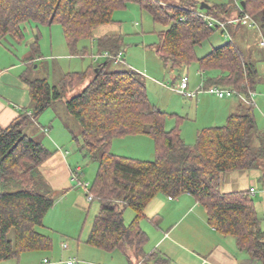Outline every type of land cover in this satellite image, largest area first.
<instances>
[{
	"label": "trees",
	"instance_id": "trees-1",
	"mask_svg": "<svg viewBox=\"0 0 264 264\" xmlns=\"http://www.w3.org/2000/svg\"><path fill=\"white\" fill-rule=\"evenodd\" d=\"M245 2L244 12L261 13L264 27V0ZM129 3L138 4L155 23L165 27L158 33L155 47L171 70L196 62L204 75L205 89L218 85L247 98L255 90L257 69L246 61L236 43L227 42L202 57L197 55V47L220 26L210 25L203 17H216L211 11L213 7L201 9L195 0H0V38L10 35L20 40L27 22L59 23L72 53L87 54L88 48L80 50L79 42L95 39L99 52L116 55L123 51L124 36L97 38L95 34L99 27L115 23L114 12L127 8ZM219 9L228 11L225 5H216L215 10ZM31 50V64L22 77L29 85L32 107L24 109L9 126L0 125V260L52 246L51 237L40 228L45 226L44 218L55 205L57 194L39 174V168L52 152L28 130L33 124L40 126L39 116L54 100L65 96L64 90L89 76V70L66 73L59 86H52L46 78H33L29 73L40 53L38 35ZM110 61L113 60L107 59L93 69V79L66 102L68 112L82 126L80 150L99 162L89 193L100 204V210L88 243L107 252L119 250L133 255L137 264H169L170 260L157 250L146 252L149 236L139 220L159 194L174 198L188 193L206 207L208 221L215 230L234 236L241 253L264 264V231L251 189L220 191L224 174L254 169L258 158L264 155V146L257 150L251 144L256 132V137L264 142L254 106L241 101L226 124L204 128L196 143L189 145L181 136L179 124L166 129L165 113L151 104L142 74L131 68L109 71ZM133 134L153 136L154 161L112 152L115 138ZM17 186L18 190L7 191ZM127 208L137 213L130 225L124 218Z\"/></svg>",
	"mask_w": 264,
	"mask_h": 264
},
{
	"label": "rangeland",
	"instance_id": "rangeland-1",
	"mask_svg": "<svg viewBox=\"0 0 264 264\" xmlns=\"http://www.w3.org/2000/svg\"><path fill=\"white\" fill-rule=\"evenodd\" d=\"M195 1L200 6L202 3H206L213 7L212 13L219 19L212 18L217 20L224 19L223 21L228 22L242 16L235 0ZM216 5H225L228 11L225 12L222 9L216 11ZM252 15L258 25L249 26L240 23L233 27L235 25L228 23L227 29L219 27L209 39L197 47V55L202 57L214 48L232 41L238 45L248 63L255 65L258 72H264V46L261 45V41L264 40L262 14ZM113 17L116 21L112 24L114 27L105 26V32L115 28L114 32L123 34L124 60L119 63L110 61L107 70L131 68L140 72L146 83L151 104L162 109L165 113L167 130H171L179 124L181 136L185 142L194 145L199 131L207 127L226 124L227 116L222 114L221 108L223 109V106L230 101L236 102L238 97L219 98L204 91L202 87L204 75L200 73L196 62L177 70L167 67L155 47V44L159 42L158 33L165 29L164 26L155 23L152 16L145 10H141L136 3H129L127 8L115 11ZM23 32L24 35L20 40L10 35L0 38V91L3 95H9L16 87L18 91H21V102H25L22 100L25 94L28 97L26 100L30 102L29 85L22 75L31 64L28 57L32 54L31 44L36 35L39 36L40 53L34 58L30 73L28 72L31 77L46 78L52 86H59L66 73L89 70L87 79L64 90L65 96L54 100L53 105L39 116V122L47 129L46 133H43L41 126L37 124H33L28 130L29 135L31 134L42 141L51 152L58 149L56 148L57 144L65 148L76 172L78 166H81L82 170L78 172L77 178L73 177L72 188L67 189L65 195H55V205L44 218L45 226L40 228L42 232L51 237V248L25 251L20 254L19 258L0 260V264H45V258L50 261V264H67L68 260L74 258L78 260L79 264H137L133 255L130 256L119 250L107 252L88 243L93 222L100 210V204L96 200L90 201L88 198L89 189L92 188L98 173L99 162L86 156L85 152L80 150L83 142L80 137L82 126L68 112L66 106L67 100L83 91L93 79V69L107 60L102 55L104 52H99L95 39H84L79 42L78 48L82 50L87 47L88 53L83 55L82 53H72L62 25L59 23L48 25L38 24L34 21L27 22L23 24ZM237 36L239 37L238 42ZM98 55L100 57L95 60L94 57ZM184 75L190 77V90L199 92L198 97L189 98L176 90V86L180 84ZM254 93L253 99L258 100L259 94H264V83L258 85ZM249 97L250 95H248ZM199 99L203 100L201 102L204 104L198 103ZM229 99L232 100L229 101ZM24 105L21 106V112L26 109ZM254 109L258 114L261 105L254 106ZM64 119L70 124V131L64 127L62 122ZM256 133H253L251 137V144L258 150L264 146V142L256 137ZM262 133H264V128ZM262 136L264 137V135ZM112 152L136 160L154 161L156 159L155 140L150 134L117 137L113 141ZM250 188L255 189L252 197L259 225L264 231V155L258 158V166L254 169L224 174L220 185V191L224 193L248 191ZM18 189L17 186L8 188L7 191ZM181 196L173 198L175 204ZM160 198L164 200V205L161 203L158 206ZM167 198L168 195L165 194L156 196L139 220L140 227L149 236V241L145 245L147 253L151 250H157L158 253L163 251V247L159 248L157 243L167 233L168 227L176 222L175 233H172L170 237L166 234L168 239H164L166 240L165 244H174V248L177 250L169 257V264H184L186 261L193 264L194 261L189 260L188 257L195 258L193 255L199 257L217 244L224 245L233 254L240 256V259L245 256L246 259L248 257L252 259L250 255L242 254L238 250L237 240L234 236H225L210 225L208 212L204 205L198 204L197 210L193 208L190 214L183 217L185 206L181 209H172V204L167 201ZM124 218L126 224L130 225L137 219V213L134 209L127 208ZM11 236L15 237L14 231ZM173 241H177V245ZM64 244H68V248H64ZM189 253L191 255H188ZM242 255L243 257H241ZM257 261L253 264H261L259 260Z\"/></svg>",
	"mask_w": 264,
	"mask_h": 264
},
{
	"label": "crops",
	"instance_id": "crops-1",
	"mask_svg": "<svg viewBox=\"0 0 264 264\" xmlns=\"http://www.w3.org/2000/svg\"><path fill=\"white\" fill-rule=\"evenodd\" d=\"M112 24H107V25H103V26L99 27L96 31L95 36L97 38H99V37H102L105 35H111V34L123 35L122 33L114 32L113 29H115V28L108 29V31L105 32V26L111 25L110 27L112 28V27H114V26H112ZM234 25L235 26H233V27H236L238 24H234ZM98 30H99V32H98ZM237 32H236V34H237ZM238 36L236 39L237 42L239 40ZM263 41L264 40L261 41V45H262ZM262 46H264V45H262ZM255 68H256V66H255ZM257 72H258V69H257ZM200 73H201V71H200ZM259 73H260V71L258 72V81H257L254 92L257 90L258 85L264 83V72L262 71L260 74ZM202 87H203V85H202ZM261 90H262V88H261ZM29 95H30V89H29ZM26 98H28V97L25 94L22 97V100L25 102H21V91H18L16 89V87L13 89L12 92L9 93V95H3L0 91V125L1 126H3V127L9 126L14 121V119L17 118L21 114L22 104H25L24 105L25 108H27V109L29 108V110H30V108L32 107L31 95H30V102H28L26 100ZM230 100H232V99H229V101ZM197 101L200 104H204V102H201V101H203L201 99H199ZM222 101H224V100H222ZM241 101H244V100H241V98H238L236 100V102H232V101L228 102V104L223 106L224 107L223 109L221 108L222 114H224V116H227V119H228V117L231 114L238 111ZM256 101H258V102H256ZM254 102H255V106H257V107H259L261 105V109L258 110V114H256L257 115L256 120H257L258 130L260 131V134L264 135V133H262V129L264 128V94L260 93L258 100H254ZM258 104H259V106H258ZM37 121L41 126L42 132L46 133L47 129L45 128V125H41L39 120H37ZM62 122H63L64 127L70 131L71 130L70 124L66 122V119H64V121H62ZM72 134H73V132H72ZM75 137H76V135H75ZM56 148H58V149H56L54 152H52L49 159L46 160L41 165V167L39 168V174L41 175L42 180L44 182H46V184L49 185L50 188L52 187L51 189L57 195H59V194L65 195L67 189L72 188L73 180H74L73 179V173L76 170L71 165L70 159L68 158V155L66 154L65 148L60 147L58 144H57ZM163 201L164 200H162V198H160V200L158 201V206H160L161 203H162V205H164ZM167 201L171 202L172 209L173 208L174 209H177V208L181 209L185 206L184 207L185 211H184L183 217H186L188 214H190L191 211L193 210V208L195 210H197L198 204H200L191 194H188V193L182 195L179 198L177 204L174 203V200H170L169 196L167 198ZM176 225L177 224L175 222L168 227L169 230H167V233H166V234H168V237H170L172 233H175V227H177ZM166 234L164 235L163 238H161L158 241L159 243H157V246H159V248L163 247V249H162L163 251H160V253L169 259V257L172 254H174V252H177V250L174 248V244H170V243L165 244L166 240H164V239H168V238H166ZM173 242L177 245V241H173ZM151 251H153V250H151ZM151 251H149V252H151ZM184 251H186V250H184ZM242 254H244V253H242ZM188 255H191V254L189 253ZM193 257H195V258L188 257L189 260L194 261V262H192L193 264H253V262H255V263L258 262L256 259H253V258L250 259L248 257L246 259L245 258L246 256L244 258L240 259L239 258L240 256H236L235 254H233L230 250H228L222 244H217V245L213 246L210 250H208V252H206L203 255H199V257L194 256V255H193ZM241 257H243V255ZM184 261H186V260H184ZM184 264H189V262L186 261Z\"/></svg>",
	"mask_w": 264,
	"mask_h": 264
},
{
	"label": "built area",
	"instance_id": "built-area-1",
	"mask_svg": "<svg viewBox=\"0 0 264 264\" xmlns=\"http://www.w3.org/2000/svg\"><path fill=\"white\" fill-rule=\"evenodd\" d=\"M245 0H235L237 7L239 8V10L241 12H243L242 16L238 17V18H234L231 21H220L217 19H214L210 16L207 15H203L204 19L212 26H214L215 24H218L220 27H223L226 29L227 24H244V25H249V26H256L258 25L257 22L254 20V18L249 15L248 13L244 12V8L242 7V2ZM262 45H264V41L262 42ZM103 57L106 59H112L113 61H115L116 63H119L121 61H123V51L118 52L116 55L111 54L109 51L104 52ZM100 57V55L94 57L95 60H97ZM176 90H178L179 92H181L183 95L189 97V98H194V97H198V93L199 92H193L190 90V77L188 75H184L181 78L180 84L178 86H176ZM204 91L216 95L219 98H231L234 96H237L238 98H241V100H244L246 103H248L249 105H253L255 106V102H254V91L250 92V97L247 98L245 97L243 94L236 92L233 89L230 88H225L222 86H218V85H213L209 88H204ZM77 172L75 171L73 173V177L77 178L78 176V172L82 170V167H77ZM87 187V184L85 185ZM252 193L255 191L254 188H251ZM89 200L92 201L94 199V195L93 194H89L88 196ZM170 200H173V197L169 196ZM68 244H64V248H68ZM45 264H50V261L48 259L44 260ZM67 264H79L78 260L76 258L74 259H70L67 261Z\"/></svg>",
	"mask_w": 264,
	"mask_h": 264
},
{
	"label": "water",
	"instance_id": "water-1",
	"mask_svg": "<svg viewBox=\"0 0 264 264\" xmlns=\"http://www.w3.org/2000/svg\"><path fill=\"white\" fill-rule=\"evenodd\" d=\"M246 6V2L245 1H243L242 2V7L244 8ZM211 8V6L209 5V4H206V3H202L201 4V9H210Z\"/></svg>",
	"mask_w": 264,
	"mask_h": 264
}]
</instances>
